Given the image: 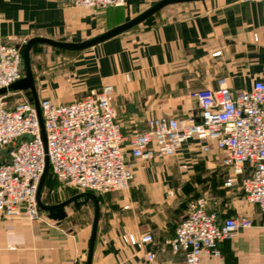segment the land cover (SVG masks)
Wrapping results in <instances>:
<instances>
[{
    "label": "crops",
    "instance_id": "0c3cea01",
    "mask_svg": "<svg viewBox=\"0 0 264 264\" xmlns=\"http://www.w3.org/2000/svg\"><path fill=\"white\" fill-rule=\"evenodd\" d=\"M157 1L125 0L123 6L102 11L72 6L68 0H0V41L22 48L35 37L82 42L126 22ZM182 3L175 17L161 12L154 22H142L96 45L73 50L78 53L66 63L49 57V64L38 66L31 57L38 103L43 98L68 103L90 88L110 84L115 119L122 133L130 136L146 129L150 117L198 116L199 106L192 94L216 88L219 78L233 90H249L255 81L264 82L263 0ZM44 45L49 49L41 48ZM36 46L46 54L51 48L64 49L35 41L29 49L31 56ZM21 69L22 78L23 64ZM18 90L34 104L29 88ZM16 91L2 92L8 108L17 100ZM205 143L192 138L172 156L132 160L134 178L128 188L96 194L99 217L91 264H187L183 252L173 251L169 240L190 201L201 197L191 199L192 190L203 189L210 195L206 197L208 211L220 219L244 215L252 225L220 242L219 257L203 256L200 264H264V214L240 189L223 185L226 169L220 163L221 153L212 142L203 150ZM5 155L1 151L0 160ZM46 181L45 177L40 193L43 203L48 195ZM53 190L60 199L46 204L85 192L62 190L59 185ZM81 198L75 207L71 202L64 206L63 218L39 208L38 219L2 220L0 264H85L94 203ZM129 233H149L152 241L130 244ZM148 252L153 254L151 260Z\"/></svg>",
    "mask_w": 264,
    "mask_h": 264
},
{
    "label": "built area",
    "instance_id": "2783aa9c",
    "mask_svg": "<svg viewBox=\"0 0 264 264\" xmlns=\"http://www.w3.org/2000/svg\"><path fill=\"white\" fill-rule=\"evenodd\" d=\"M68 2L98 10L125 4V0ZM22 50L19 45L0 41V90H7L21 78ZM111 92L112 85L104 84L68 103L41 99L45 145L32 101L17 90L22 98L8 108L6 94L0 93V152L6 154L0 160V222L40 217L36 193L46 157L47 172L63 186L104 194L128 188L134 178L132 160L172 156L192 138L207 142L202 144L203 150L209 149L210 142L214 144L226 169L223 185L240 189L264 214L263 81H255L249 90H233L219 78L216 88H202L192 94L199 106L198 116L150 117L146 129L130 136L122 133L115 119ZM207 205L205 196L190 201L169 240L173 251L183 252L187 264H200L203 256L219 257L220 242L252 225L244 215L220 219L207 210ZM127 240L144 244L151 242L152 236L129 233ZM152 258L148 252L147 259Z\"/></svg>",
    "mask_w": 264,
    "mask_h": 264
},
{
    "label": "water",
    "instance_id": "95a60500",
    "mask_svg": "<svg viewBox=\"0 0 264 264\" xmlns=\"http://www.w3.org/2000/svg\"><path fill=\"white\" fill-rule=\"evenodd\" d=\"M189 1H195V0H158L145 10H143L141 13L136 15L135 17L127 20L126 22H123L97 36H94L90 39L84 40L82 42L74 43V42H62V41H56L50 38H41V37H35L26 42V44L23 47L22 50V57H23V69H24V76L17 80L16 82L12 83L9 88L13 89H22V88H29L32 92L33 95V100H34V105L36 108L40 128H41V138L42 141L45 145V132L43 128V123H42V118H41V112L39 108V103L36 98V92L34 88V81H33V74L30 66V61H29V49L30 46L33 42L39 41L43 42L55 47H60L64 49H70V50H82L86 49L88 47H91L93 45H96L108 38H111L115 35H118L120 33H123L132 27L144 22L147 18L151 17L153 14H155L157 11H159L161 8L170 5V4H175V3H182V2H189ZM8 88V89H9ZM5 89H1L0 93H2ZM48 171V160L47 157L45 158V168L44 172L41 176V179L38 184L37 188V193H36V199H37V204L38 207L41 210L47 211L50 216H53L54 218H63L64 217V211L63 208L66 206L68 203L73 201L75 204L76 199L81 196H86L90 198L93 203H94V214H93V221H92V228H91V233L89 237V243L87 247V256H86V261L85 264H91L92 261V255H93V249H94V244H95V238H96V231H97V224H98V217H99V200L96 194L90 191H85L78 193L68 199H65L61 202L54 203V204H46L43 203L40 197L42 185L44 182V179L47 175Z\"/></svg>",
    "mask_w": 264,
    "mask_h": 264
},
{
    "label": "rangeland",
    "instance_id": "374dc122",
    "mask_svg": "<svg viewBox=\"0 0 264 264\" xmlns=\"http://www.w3.org/2000/svg\"><path fill=\"white\" fill-rule=\"evenodd\" d=\"M182 4L183 3H181V4L180 3L179 4H170V5H167V6L163 7V8H161L160 9L161 11H157V13L153 14L151 16V18H149L147 21H144L143 24L145 22H148V23L154 22L155 20H157L158 18H160L161 12H164V11H165V13L168 16L175 17L177 14L180 13V10L177 9V8H180V6H183ZM166 9H168V10H166ZM36 48L39 49V50H37ZM41 48H48V46H45L44 45ZM41 48L39 46L38 47L36 46V47H34L33 55L31 56V54H29V61L31 60V57H32L33 63H35L38 66H40V64H42L43 66L49 64V62H48V58L49 57L52 60L53 59H56V60L58 59V60H60L59 63L63 64L62 63L63 60H65V63L69 59L73 60V57L78 53L77 51H73V50L72 51H69V50H64V49H59V48H51L50 47L51 48V51H48V52H50V54H46L47 51L45 52V51H43V49L40 50ZM30 63H31V61H30ZM15 96L17 97V99H21L22 98V96L20 94L19 95H15ZM14 102H15V100H14ZM46 178H47V181H46L47 184L46 185H47L48 188H47V190H46L45 193H47L48 195L44 196V198H43L44 201H46V203H48V201H53V200H56V199H60L57 195L54 196V193L55 192H54L53 189H55L58 185L61 187L62 190L66 189L68 187H65L61 183H59L53 177V175L51 173H47ZM196 196H205V197L209 198L210 195H209V191L204 190V189L203 190H197V191L192 190V192H191V199L195 198ZM81 197H82L81 199L84 200L82 202H86V201H88L90 199V198H88L86 196H81ZM76 200H78V198ZM71 204H72V206H74V202L71 201Z\"/></svg>",
    "mask_w": 264,
    "mask_h": 264
},
{
    "label": "trees",
    "instance_id": "16d2710c",
    "mask_svg": "<svg viewBox=\"0 0 264 264\" xmlns=\"http://www.w3.org/2000/svg\"><path fill=\"white\" fill-rule=\"evenodd\" d=\"M149 18H151V17H149ZM149 18H147L145 21H147Z\"/></svg>",
    "mask_w": 264,
    "mask_h": 264
}]
</instances>
